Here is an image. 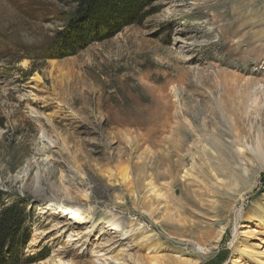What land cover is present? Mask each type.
Masks as SVG:
<instances>
[{
  "label": "rangeland",
  "instance_id": "1",
  "mask_svg": "<svg viewBox=\"0 0 264 264\" xmlns=\"http://www.w3.org/2000/svg\"><path fill=\"white\" fill-rule=\"evenodd\" d=\"M80 1L0 0V208L24 211L12 264H264V0H140L57 58L71 25L115 13ZM168 113L189 124L178 155L177 135L154 136ZM204 123L219 149L196 140Z\"/></svg>",
  "mask_w": 264,
  "mask_h": 264
},
{
  "label": "trees",
  "instance_id": "2",
  "mask_svg": "<svg viewBox=\"0 0 264 264\" xmlns=\"http://www.w3.org/2000/svg\"><path fill=\"white\" fill-rule=\"evenodd\" d=\"M139 1L140 0H95V4L107 2L112 6V9L115 10V13L111 15L112 12H110L102 17H92V15H89L83 19L82 22L71 25V30L66 34L62 33V36L59 38L62 44L59 49H57L54 56L61 58L70 55L71 53L68 52H70L71 48L76 44H83L84 41L89 38H91L90 40H95V28H103V25L108 23L105 29H110L111 22L116 24V21L119 23V19H125V16H129L130 11L137 7ZM92 2L93 0H81L77 12H84L85 7ZM121 4L126 8V13L118 10ZM115 27H117V25ZM23 221L24 211L17 202H12L0 208V264H12V261L15 260V257L21 250L25 238V235L21 233V224Z\"/></svg>",
  "mask_w": 264,
  "mask_h": 264
},
{
  "label": "bare ground",
  "instance_id": "3",
  "mask_svg": "<svg viewBox=\"0 0 264 264\" xmlns=\"http://www.w3.org/2000/svg\"><path fill=\"white\" fill-rule=\"evenodd\" d=\"M23 65H26V62H23ZM168 110H170V108H168ZM167 110V111H168ZM215 115V114H214ZM173 114L171 113H168L166 114V116L164 117H161L159 120H158V125H159V128H156L155 129V132H154V136L155 137H161L162 134L164 133H169V136L166 137L165 136V139L167 138H170L171 135L175 136L177 135V140H176V143L172 148H169L167 151V155L170 156V155H178V152H176L180 147H183V143L185 142V136L187 137V135H185V128L189 125L187 124H184V122H177V121H172L173 120ZM211 118H215L217 119V115L215 116H212ZM226 118V117H225ZM173 123V124H172ZM235 124V123H234ZM207 124L204 123V124H201V129H200V133H198V137L196 140H198L199 142H202V141H207V142H210L211 144H213L214 146L217 147V149L220 148V145H221V133L220 131L219 132H216L215 134L213 133H208L207 131V127L209 126H206ZM237 125V124H236ZM239 125V124H238ZM192 129L194 130V127H192ZM179 136V137H178ZM190 136V135H189ZM236 136L239 138L240 137V134H238V131L236 132ZM210 137V138H208ZM162 137L159 139L161 142L162 141ZM166 142V141H165ZM171 142V140H170ZM210 150V148H209ZM207 151L208 149L206 148H203L202 149V152L204 154H207ZM219 152H221V150H219ZM166 157V156H165ZM164 158V157H163ZM167 159V158H166ZM168 160V159H167ZM169 163H170V157H169ZM175 165H174V162L172 161L171 164H170V167L173 168ZM260 167H264V162L261 163V166ZM198 170V169H197ZM196 170V171H197ZM108 172V175L114 179H119L121 180L120 182L123 183L125 182L127 179H128V171L125 169V168H119V169H116V170H112L111 168H107L106 170ZM199 171L200 173H205L206 174V171H205V167L203 166V164H199ZM171 172V170L169 171ZM172 173V172H171ZM206 176V175H205ZM77 215H78V211L77 210H72L71 211V215L69 216V218L67 219H70L73 218V219H77ZM67 221V220H66ZM115 222V221H114ZM112 221V223L115 225ZM117 226V225H116ZM220 236V235H219ZM217 236V240L216 242H218L220 240V237ZM197 245V248L195 250V253L196 254H205L207 252H209V249L204 246L203 244H196ZM186 260H182L181 262H184V263H188V262H196L197 259H193V258H185Z\"/></svg>",
  "mask_w": 264,
  "mask_h": 264
}]
</instances>
